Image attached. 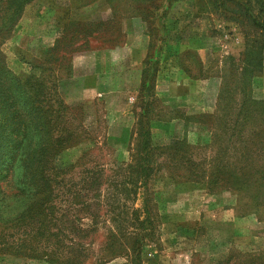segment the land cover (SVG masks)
<instances>
[{
  "label": "rangeland",
  "instance_id": "obj_1",
  "mask_svg": "<svg viewBox=\"0 0 264 264\" xmlns=\"http://www.w3.org/2000/svg\"><path fill=\"white\" fill-rule=\"evenodd\" d=\"M160 1L31 0L19 16L18 8L0 1L1 59L26 84L36 74L43 83L38 86L42 104L53 105V136L73 132L77 142L51 160L56 169L48 157L38 163L32 156L25 173L38 182L30 201L45 207L46 214H32L38 220L27 216L25 196L19 195L16 223L8 231L27 239L36 257L0 253V264H52L47 259L57 256L63 264H264V50L260 70L247 71L242 55L247 33L251 43L253 34L264 40L250 17L264 19V0H171L165 17L153 19L142 6ZM140 31L151 39L142 81L154 73L158 95L151 142L160 155L148 181L150 213L143 189L135 196L120 185L139 153L137 111L145 98L142 82L138 89L135 78L122 72L124 58L118 68L112 64L100 73L94 61L83 62L80 75L92 77L101 91L97 96L63 97L59 87L55 94L49 88L59 76L60 81L71 76L77 59L121 46ZM71 40L82 46L67 47L61 57L60 44ZM205 44L209 60L203 62ZM257 57L254 52L252 60ZM9 88L8 80H0V94L7 99ZM73 89L81 90L80 83ZM177 103L185 106L174 108ZM176 116L206 119L208 125L183 118V134L176 136L179 128L159 121ZM237 116L240 132L223 130L224 120ZM46 117L49 121V111ZM45 131L49 137V126ZM179 139L189 144L195 163L178 171L186 176L193 171L196 179L169 168ZM87 151L92 153L79 163ZM96 162L104 168L99 184L86 179ZM42 172L50 180H39ZM148 215L151 224L143 223ZM49 227L62 232L52 234ZM137 235L144 237L136 245Z\"/></svg>",
  "mask_w": 264,
  "mask_h": 264
},
{
  "label": "trees",
  "instance_id": "obj_2",
  "mask_svg": "<svg viewBox=\"0 0 264 264\" xmlns=\"http://www.w3.org/2000/svg\"><path fill=\"white\" fill-rule=\"evenodd\" d=\"M0 1L8 2L10 4L9 9L15 8L17 10L18 8L19 11L17 10V12H15L14 14H18L19 16L24 6L31 0ZM164 1L165 0H161L158 4H155L154 7H146L145 5L142 6V8L148 11V15L154 13V15L152 16L153 19L156 17L162 18L165 17L167 8H169V6L171 5V0H167L169 2L166 6L164 5ZM160 7L161 9H159ZM162 8L163 12L159 14ZM225 10L228 11V9ZM250 17L252 20V25L257 29V32L263 33L262 35L264 36V19H259L256 14H251ZM254 36L255 35L253 34L251 43V33L246 34L247 46L242 55L244 56L243 60L246 63L244 68L247 71L260 70L263 63L262 52L264 50V40L260 41ZM72 40L60 44L61 49L64 51L61 57L67 56L66 53H68V48H79L82 46H75V44L72 43ZM254 52L258 53L256 61L252 60V55ZM0 55H3L1 49ZM230 60L233 62L237 61L233 57H230ZM50 76L51 75H49V82H53V78L51 77L50 79ZM154 76V73H150L148 76H143L141 91H143V95L145 96V98L142 100L140 110L137 111V121L138 124H141V128L139 131L141 139L139 153L135 156V163H128V165L126 166V172H123L121 174V176L124 177V181L122 180L123 182H120L121 187L127 188L126 191H133L135 196H137L140 189H143V191H141L140 193L143 197L145 211L148 213H150L149 208H147L150 202L149 194L147 193L148 181L152 176V171L155 169V166L158 163L156 161V156L160 155V153H158L157 151V149L159 148L154 147L151 142V121L152 119H154V117L152 116V110L156 103L155 101H158L155 93V83L153 82V79H151ZM56 77L57 75L55 76V78ZM62 78L64 77L60 78L59 76L58 84H52L51 86L49 85V88H52V92L54 94L55 92L58 93L60 81L59 79ZM0 80H8L10 84L9 94H7L8 99L4 94H0V253H10L17 256L34 257L35 249L28 245L31 243H29V241H27V239L25 238L17 239L12 231H8V229H12L11 225L13 224V222L16 223L15 221L17 218L16 212L18 209L17 204L19 195L21 196L23 194L25 196L24 199L26 201L27 216H30V218H32L33 220H38L36 219V217H33L32 214L34 216H38V214H40L39 216H41V214H46L45 207L41 208L38 206V204L30 201L34 194L32 192V188L34 187L35 183L38 182V179L26 174L25 169L28 167L27 164H30L32 156H34L33 160L38 163L46 161V157H48L51 168L56 169L57 167H54L55 165L52 163L54 157L69 145L77 143H73L76 135L71 132L70 134L61 135L59 137L53 136L54 130H56V123L54 121L52 122V119L50 118L53 113V105H50L51 107H47L42 104L40 99L42 91L39 90L40 88L38 89V86L40 87L43 83L41 80L37 79L36 74L32 73L26 84L25 82H22L19 77L10 70L7 65V61H5V59H1L0 57ZM220 106V104L217 106L218 109H220ZM48 111L49 121L46 117ZM205 115L206 117H209L210 113H205ZM184 119L189 122L193 120L195 122L208 125L206 119L201 120L197 117H185ZM238 123L239 116H237L235 119H225L222 128L223 130H225L226 128L232 129L233 132H240ZM48 126L49 137L48 131L47 133L45 131ZM37 132L42 133L41 138H38ZM248 138L252 137L246 138L248 141H250ZM175 143L179 147L175 148V154L172 155L169 159V168H172L173 172L176 175L181 176L183 175V173H180L178 170L184 169L185 171H187L189 167H193L195 161L192 158V151L190 150V146L186 142V140H175ZM33 151L35 152V155H32ZM90 153L92 152H85L83 157L79 160V163H82L83 159H85V157ZM250 157H252V155H250ZM240 162L246 163V160H241ZM164 163H169V161L167 162L166 160H164ZM258 170L260 171V169ZM103 172L104 168H101L100 163L96 162V164L93 165L91 169H89V173H87L86 179L90 178L94 181V183L99 184L100 182H102ZM189 172L191 173L189 174V176H183L187 178H197V176L194 175L193 171ZM61 173L62 171L59 169V172H55V175ZM39 180H50V178L48 175H45V173L42 172V176ZM129 182L134 186L133 190L127 185V183ZM16 190H18V192H16ZM41 210L42 213L40 212ZM36 212L38 214H36ZM52 218L57 220V217L55 215H53ZM49 222H51V217H49ZM146 222L149 224L152 223L149 215L143 221V223ZM3 224H5L4 228ZM41 224L46 223L41 221ZM50 225L54 226L55 228L56 223L53 222ZM60 225L61 223L59 224V226ZM51 228L52 227H49V232H51L52 234L57 235L62 232L61 228L57 231H53L51 230ZM146 228H148V226L144 227V229ZM149 234L151 233L142 235L147 237ZM144 236H135L134 243L137 245L139 242H141ZM54 258L60 259V257L58 256ZM54 258H48L47 261L52 264H63ZM67 264H77V262H67Z\"/></svg>",
  "mask_w": 264,
  "mask_h": 264
},
{
  "label": "crops",
  "instance_id": "obj_3",
  "mask_svg": "<svg viewBox=\"0 0 264 264\" xmlns=\"http://www.w3.org/2000/svg\"><path fill=\"white\" fill-rule=\"evenodd\" d=\"M150 40L151 39L149 34L144 31H140L137 34H129L121 46L112 48L107 52L99 51L91 53L89 55H86L84 57L85 59H83L82 61H79L80 59H77V61H74L71 66V76L68 79H63L59 82V90L61 92V95L63 97L73 95L75 98L80 99V97L85 98L86 92H93L92 95L94 96L101 94L99 87L97 85H94L90 81L92 77H89L88 74L80 75L79 70L83 66V62L87 64L89 62L91 63L92 61H94L95 72L98 71V73H100V71L102 70H107L108 68H111L112 64L115 66V68H118L121 63V59L123 58L125 64L122 63L121 68L122 70H124L122 72L127 73V75L129 76H133V78H135L133 81H135V84L138 83L137 85L139 89L142 82L144 61L147 57L150 48ZM208 48L209 47L207 46V44L203 45L201 48L203 62L209 60L207 59V57H205L207 56ZM79 83L81 90L73 89V84L75 85ZM158 87L159 86H157V90ZM182 106L184 107L185 105L177 103L174 108H182ZM159 121L162 123H168L169 125L174 126V128H179L177 133L175 132L176 136H181L183 134V127H185V121L183 120V118H181V116L173 117L170 120Z\"/></svg>",
  "mask_w": 264,
  "mask_h": 264
}]
</instances>
